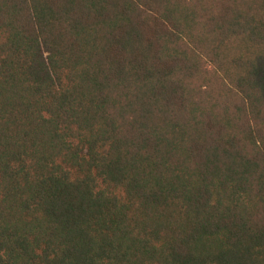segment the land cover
I'll return each instance as SVG.
<instances>
[{"label": "trees", "instance_id": "trees-1", "mask_svg": "<svg viewBox=\"0 0 264 264\" xmlns=\"http://www.w3.org/2000/svg\"><path fill=\"white\" fill-rule=\"evenodd\" d=\"M0 264H264V0H0Z\"/></svg>", "mask_w": 264, "mask_h": 264}]
</instances>
